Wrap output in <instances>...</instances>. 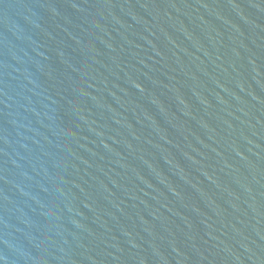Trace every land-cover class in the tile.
<instances>
[{
    "label": "water",
    "instance_id": "95a60500",
    "mask_svg": "<svg viewBox=\"0 0 264 264\" xmlns=\"http://www.w3.org/2000/svg\"><path fill=\"white\" fill-rule=\"evenodd\" d=\"M0 264H264V0H0Z\"/></svg>",
    "mask_w": 264,
    "mask_h": 264
}]
</instances>
